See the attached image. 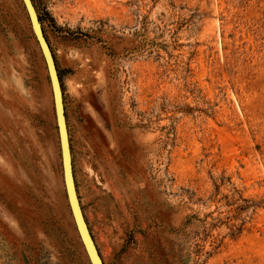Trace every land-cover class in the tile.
Listing matches in <instances>:
<instances>
[{"label":"rangeland","instance_id":"obj_1","mask_svg":"<svg viewBox=\"0 0 264 264\" xmlns=\"http://www.w3.org/2000/svg\"><path fill=\"white\" fill-rule=\"evenodd\" d=\"M103 264H264V0H31ZM0 264H90L22 0H0Z\"/></svg>","mask_w":264,"mask_h":264},{"label":"water","instance_id":"obj_2","mask_svg":"<svg viewBox=\"0 0 264 264\" xmlns=\"http://www.w3.org/2000/svg\"><path fill=\"white\" fill-rule=\"evenodd\" d=\"M24 8L26 10L30 27L32 29L33 35L39 46L41 55L43 57L46 71L49 78L53 108L55 113V120L57 126V133L59 139L60 147V158H61V168L63 184L65 188L66 198L70 208V212L74 221L76 231L78 233L79 239L83 245L86 256L90 264H103L94 241L89 233L88 227L85 223L82 211L79 205L78 197L76 194L72 163H71V153L68 140V131L66 125V119L64 114V106L62 100V92L60 88V83L54 64L52 54L50 52L49 46L43 35L40 21L38 19L36 10L31 0H22Z\"/></svg>","mask_w":264,"mask_h":264}]
</instances>
